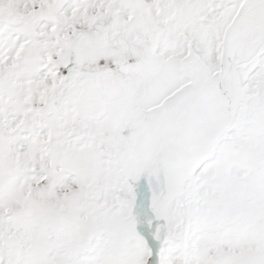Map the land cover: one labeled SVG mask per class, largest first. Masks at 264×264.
<instances>
[{
    "label": "snow or ice",
    "instance_id": "1",
    "mask_svg": "<svg viewBox=\"0 0 264 264\" xmlns=\"http://www.w3.org/2000/svg\"><path fill=\"white\" fill-rule=\"evenodd\" d=\"M0 264H264V0H0Z\"/></svg>",
    "mask_w": 264,
    "mask_h": 264
}]
</instances>
